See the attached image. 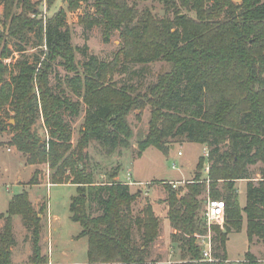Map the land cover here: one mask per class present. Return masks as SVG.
I'll use <instances>...</instances> for the list:
<instances>
[{
  "label": "trees",
  "instance_id": "1",
  "mask_svg": "<svg viewBox=\"0 0 264 264\" xmlns=\"http://www.w3.org/2000/svg\"><path fill=\"white\" fill-rule=\"evenodd\" d=\"M66 1L68 10H74L87 0ZM128 1L94 0L95 13L80 17L86 27L102 25L105 41L113 29L119 30L121 47L110 61L91 53L79 64L66 10L43 19L30 0H2L0 113L7 108L13 119L6 124L12 133L9 145L26 155L27 163L47 164L50 183L76 185L70 218L82 227L78 237H87L86 264H153L147 259L149 247L159 235V217L149 202L141 216H133L132 204L140 191H130L116 179L118 167L108 173V180H94L85 151L91 141L106 156L129 147L134 135L138 156L150 146L168 154L172 139L179 137L206 145L208 156L198 158L190 181L178 187L164 183L170 238L180 256L173 264H229L226 241L229 233L241 230L244 217L247 240L264 244V167L255 181L249 170L264 163V0H158L173 14L162 18L148 8L138 11L137 0ZM28 31L37 37L39 55L33 61L22 55L11 65L4 62L12 53L7 37L24 40ZM158 60L168 62L169 69L143 91L140 82L119 85L113 79L116 71L131 65H140L132 69L133 75H143L146 65ZM56 62L73 72L65 80L76 100L64 89L55 92L51 87ZM82 104L85 114L74 143L65 115L78 116ZM147 106V131L134 134L127 116L137 110L138 118ZM39 119L45 137L36 127ZM206 163L209 169L203 177ZM36 174L27 184L38 183ZM240 179H246L244 205L236 187ZM203 194L223 199L225 205L222 227L212 226L213 261L201 260L200 238L206 234ZM92 205L101 212L92 214ZM46 207L42 203L36 210L25 189L10 198L6 215L0 213V264H13L14 215L30 231L32 254L26 264L47 261L39 243ZM133 225L141 231L140 244L132 239ZM241 263L262 264L250 251Z\"/></svg>",
  "mask_w": 264,
  "mask_h": 264
},
{
  "label": "rangeland",
  "instance_id": "2",
  "mask_svg": "<svg viewBox=\"0 0 264 264\" xmlns=\"http://www.w3.org/2000/svg\"><path fill=\"white\" fill-rule=\"evenodd\" d=\"M38 11V18L45 19L57 12L60 8L66 10V22L71 35V44L76 48L75 59L80 64L91 53L96 55L99 60L110 61L115 53L121 47L120 32L117 29L111 31L108 41L103 37V26L93 25L86 27L80 20L81 16L94 14V0L81 2L74 10H68L66 0H30ZM132 4V1H128ZM135 7L138 11L148 8L156 18L164 16L172 17V11H165L163 4L158 0H137ZM19 11V8H17ZM183 12H187L182 9ZM3 13V2L0 0V19ZM188 14L195 16L193 11ZM0 20V29L2 28ZM8 46L12 49L11 56L3 59L6 63H13L15 59L22 55L33 61L35 56L39 55L40 46L33 31H28L24 40L7 37ZM22 46L23 50L18 51ZM84 50V51H83ZM169 63L164 60H158L146 65L143 75L136 76L132 74V69L140 65L128 66L119 69L113 75V79L120 85L126 81L140 82L141 91L146 86L154 82L159 73L169 69ZM140 74V73H139ZM73 75V72L67 71L64 66L56 62L53 72L50 74V85L55 92L64 89L65 94L73 100L78 97L73 95L66 83V76ZM86 106H80L78 116L65 115V119L70 123L72 129V141L75 143L79 136V129L83 122ZM137 110L132 111L127 116L128 122L134 132H146L148 128V119L150 116V107L147 106L136 117ZM10 112L6 108L0 113V213L6 215L8 202L10 198L23 190L28 192L29 198L35 204L38 210L42 203L47 207L41 215V239L39 241L41 254L47 257V261L41 264H86L87 246L86 236L77 237L81 230V225L70 218L71 212L69 204L71 196L76 194L75 186L70 183H50V170L47 164H29L26 162V155L22 154L14 146L9 145L11 131L8 130L7 123H13L9 118ZM42 120H38L36 127L41 137H45L46 131L41 126ZM172 147L168 154H163L157 148L150 146L140 156L136 153L135 135L131 145L127 148L119 147L112 155L106 156L100 150L96 141H91L85 148L90 156L94 180L98 182L108 180V173L115 167L119 171L117 180L127 182L126 177L130 175L133 182L129 185L130 191L139 190V196L132 204L133 216H141L142 209L146 203L152 202L156 208V214L159 217V235L149 247L148 261L153 264H172L179 260V248L172 243L170 238L171 226L165 209L168 207L166 198L167 191L164 183H170L175 187L183 186L190 181L195 173V166L200 156L207 157L208 147L200 143L190 142L185 137L172 139ZM264 167V163L258 162L250 165L249 170L252 180L260 178L259 168ZM37 170L36 184H27ZM202 176L206 175L205 169L201 171ZM239 194V202L243 203L246 199V179H240L236 182ZM203 194L202 197H206ZM151 204V205H152ZM152 206V207H153ZM204 207V206H203ZM168 209V208H167ZM92 214H98L100 209L92 205L90 208ZM48 216V218H47ZM4 219L0 218V231ZM12 232L14 243L11 247V260L13 264H26L32 254V244L30 231L23 224L19 215L12 216ZM132 239L136 244L141 243V231L133 225ZM252 245H257L255 259L258 263L264 264V252L261 251V241L256 238ZM247 236L245 230H240L229 236L227 243L228 253L232 260L229 264H242L244 252L247 251ZM251 244V243H250ZM52 247V250H51ZM52 251V253H51ZM239 259V260H238Z\"/></svg>",
  "mask_w": 264,
  "mask_h": 264
},
{
  "label": "built area",
  "instance_id": "3",
  "mask_svg": "<svg viewBox=\"0 0 264 264\" xmlns=\"http://www.w3.org/2000/svg\"><path fill=\"white\" fill-rule=\"evenodd\" d=\"M208 153H206V156ZM205 171L208 172V164H205ZM128 176L127 184H134L136 182H133L130 179V175ZM175 186V185H173ZM224 200L223 199H214L210 198L209 196L206 197L204 201V207H203V215L204 220L206 223V234L200 238V244H201V255L202 259L204 261H213L215 258L213 257V231L212 226L218 225L222 227L224 222ZM167 264H172L171 262H167Z\"/></svg>",
  "mask_w": 264,
  "mask_h": 264
},
{
  "label": "crops",
  "instance_id": "4",
  "mask_svg": "<svg viewBox=\"0 0 264 264\" xmlns=\"http://www.w3.org/2000/svg\"><path fill=\"white\" fill-rule=\"evenodd\" d=\"M131 179V178H130ZM126 180H128V177H126ZM129 181V180H128ZM48 184H51V183H48ZM70 184H72V183H70ZM72 185H74L75 186V189H76V185L75 184H72ZM128 185H131V184H128ZM25 187H26V185L23 187V189H25ZM239 195V194H238ZM245 201H246V199H245ZM245 201H243V203H240V205H244L245 204ZM33 204V206L35 207V204L34 203H32ZM151 204H152V202H151ZM152 206H153V204H152ZM168 208V207H167ZM167 208L165 209V214L167 215ZM153 210H154V213L156 214V208L153 206ZM94 215H96V214H94ZM157 215V214H156ZM71 216V215H70ZM47 218H48V216H47ZM241 230H245V232H246V218L244 217V219H243V223H242V227H241ZM81 231V230H80ZM80 231H79V233H80ZM78 233V234H79ZM233 233H237V232H231V233H229V235H228V239H227V241H226V251H227V255H228V261H230V262H232V260L233 259H231L230 258V256H229V253H228V248H227V243H228V241H229V236L230 235H232ZM78 234H77V237H78ZM246 236H247V234H246ZM79 238V237H78ZM254 241H252V242H249L248 240H247V243L245 242V245L247 246V251H250L252 254H254L255 256H257V250H254V247L255 246H257L256 244L255 245H252V243H253ZM251 243V244H250ZM262 247H261V251L262 252H264V244H262L261 245ZM51 250H52V247H51ZM246 252V251H245ZM244 252V253H245ZM51 253H52V251H51ZM239 260V259H238Z\"/></svg>",
  "mask_w": 264,
  "mask_h": 264
},
{
  "label": "water",
  "instance_id": "5",
  "mask_svg": "<svg viewBox=\"0 0 264 264\" xmlns=\"http://www.w3.org/2000/svg\"><path fill=\"white\" fill-rule=\"evenodd\" d=\"M234 2H241L242 0H233ZM34 90H35V88H34ZM12 120V122H13V119H11Z\"/></svg>",
  "mask_w": 264,
  "mask_h": 264
}]
</instances>
